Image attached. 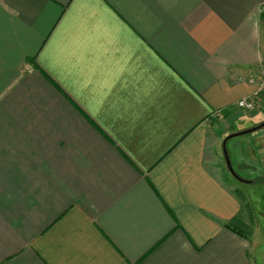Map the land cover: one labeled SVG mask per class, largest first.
Instances as JSON below:
<instances>
[{"label": "crops", "instance_id": "1", "mask_svg": "<svg viewBox=\"0 0 264 264\" xmlns=\"http://www.w3.org/2000/svg\"><path fill=\"white\" fill-rule=\"evenodd\" d=\"M263 82L264 0H0V264H256Z\"/></svg>", "mask_w": 264, "mask_h": 264}, {"label": "rangeland", "instance_id": "2", "mask_svg": "<svg viewBox=\"0 0 264 264\" xmlns=\"http://www.w3.org/2000/svg\"><path fill=\"white\" fill-rule=\"evenodd\" d=\"M258 205H262V203H258ZM258 205L254 204L253 208L255 211L254 215H255L256 220L258 221V225L260 226V229H259L257 238L256 236L255 238H252L253 247H252L251 253L253 254V258L256 264H264V210L260 209V207L258 208L257 207ZM248 230L249 229L247 228L244 229V232L246 233V235L249 232Z\"/></svg>", "mask_w": 264, "mask_h": 264}, {"label": "built area", "instance_id": "3", "mask_svg": "<svg viewBox=\"0 0 264 264\" xmlns=\"http://www.w3.org/2000/svg\"><path fill=\"white\" fill-rule=\"evenodd\" d=\"M261 93H264V82L260 85L258 91L254 95V96H256V98H255L256 100H261L260 99ZM255 99H252V98L242 99L238 102L237 106L239 109L251 111V110L255 109L257 104H258Z\"/></svg>", "mask_w": 264, "mask_h": 264}, {"label": "water", "instance_id": "4", "mask_svg": "<svg viewBox=\"0 0 264 264\" xmlns=\"http://www.w3.org/2000/svg\"><path fill=\"white\" fill-rule=\"evenodd\" d=\"M262 128H264V124L262 125ZM250 131H247V132H245V133H249ZM245 133H241V134H245ZM240 134V135H241ZM234 136H237V135H233L232 137H234ZM231 138V137H230ZM229 138H227L225 141H224V152H225V156H226V162H227V166H228V168H229V170H230V172H231V174L234 176V177H236L237 179H239V177L236 175V173L234 172V170H233V168H232V165H231V162H230V159H229V157H228V153H227V150H226V142H227V140H228Z\"/></svg>", "mask_w": 264, "mask_h": 264}, {"label": "trees", "instance_id": "5", "mask_svg": "<svg viewBox=\"0 0 264 264\" xmlns=\"http://www.w3.org/2000/svg\"><path fill=\"white\" fill-rule=\"evenodd\" d=\"M226 227L229 228L230 230H232L233 232H235L241 236H244L243 229H241L240 227L239 228L235 227V224L227 225Z\"/></svg>", "mask_w": 264, "mask_h": 264}]
</instances>
